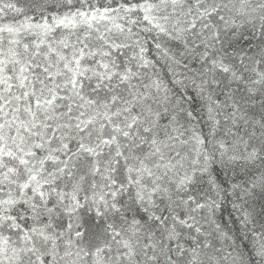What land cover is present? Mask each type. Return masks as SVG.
<instances>
[{
	"label": "snow or ice",
	"instance_id": "snow-or-ice-1",
	"mask_svg": "<svg viewBox=\"0 0 264 264\" xmlns=\"http://www.w3.org/2000/svg\"><path fill=\"white\" fill-rule=\"evenodd\" d=\"M220 173L264 264V0H0V264H253Z\"/></svg>",
	"mask_w": 264,
	"mask_h": 264
},
{
	"label": "water",
	"instance_id": "water-1",
	"mask_svg": "<svg viewBox=\"0 0 264 264\" xmlns=\"http://www.w3.org/2000/svg\"><path fill=\"white\" fill-rule=\"evenodd\" d=\"M232 40L235 48L243 49L249 56H251L256 50L259 37L253 39L250 37L247 31H244L242 36L237 35L236 37H232ZM232 50V48L228 49L229 52ZM221 99H223V97H221ZM200 127L203 128L205 133H207L208 127L206 126V123H202ZM220 180L225 191L222 192L218 197L220 207L217 209L215 218L217 219V222L221 223L222 225L226 224L228 228L233 230L232 235L236 240V243L241 246V249L246 255L251 256L253 264H257L259 258L252 255L253 244L251 234H248V239L243 238L244 232L241 231V225L239 223L240 213L233 207V203L238 201L229 187L230 183L234 182V180L231 178V173H229L227 176H225L223 173H220Z\"/></svg>",
	"mask_w": 264,
	"mask_h": 264
}]
</instances>
